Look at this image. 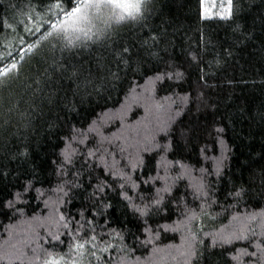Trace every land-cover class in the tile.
<instances>
[{
	"label": "trees",
	"instance_id": "obj_1",
	"mask_svg": "<svg viewBox=\"0 0 264 264\" xmlns=\"http://www.w3.org/2000/svg\"><path fill=\"white\" fill-rule=\"evenodd\" d=\"M33 2L35 3L36 0ZM26 3L27 0H4V6L0 7V17L7 15L16 27L15 31L11 29L0 31V55L5 56L0 63H9L13 58L19 62L18 49L26 48L28 43H35L44 31L41 29L40 33L28 35L24 31V26L19 24L20 21H24L28 27H33L32 22L20 11V7ZM234 3L236 14L232 20L226 21L221 20L218 15L206 16L201 7V0H153L152 13L145 22L148 28L163 36V42L157 51L165 60L173 57L185 62L187 67L190 64L188 56L190 52H201L207 49L203 52L204 65H202L208 85L203 87V103L196 99L204 81L199 80L202 73L195 64H192L185 72L186 79L180 83L179 87L174 84L170 87V82H166L163 87L158 85L155 92V101L164 103L166 107L171 105L169 111L174 117L173 128L177 133L190 127L198 129L192 135L190 143L182 142L184 146L174 148L172 152L167 153L169 162L181 161L193 166L191 174L178 183L179 193L186 190L191 191L187 186L196 185L199 182L202 168L208 171L214 169L213 158L222 155V146L218 143L219 138L214 131L218 127L224 128L222 139L228 151L225 153L227 159L223 161L222 175L217 178L213 173L206 177L205 182H210V195L214 188H219L223 192L233 185L243 184L248 187L250 179L253 176L257 177V186H253L249 194L238 204L232 201L226 202L223 195H220L219 199L225 204L227 211L213 206V209L209 211L210 215L216 217L214 220L203 218L193 222L194 227L203 225V232L200 235L206 245L210 244V239L204 233L230 229L234 224L231 220L232 215L238 212L259 211L264 208V190L258 186L259 173L264 168V0H234ZM10 5L18 7L13 8ZM23 11L27 12V8H23ZM40 11L43 15L44 10L40 9ZM202 13L208 18L202 19ZM118 31L120 35L114 36L113 40H122L128 28ZM21 36L25 41L23 45L20 43ZM5 39L9 47H5ZM55 43L54 40L42 42L34 56L29 54L24 61L19 63L20 79H12L7 87L0 89V124H3L6 119L3 113L7 112L10 106H16L11 116V123L0 127V200L7 198L9 193L23 192L24 186L29 182L33 185L29 192L24 193L21 200L17 202L16 206L24 211L22 217L19 214L13 217L11 213L5 215L0 212V245H4L5 240L9 239L8 231H6L9 225L14 226L11 241L17 235L24 241V234L33 236L38 233L39 237H45L47 231H55V226L45 220L52 212L51 208L45 207L46 200L53 201L60 196L62 200L70 201V203H61L58 206L61 211L73 214L82 205L88 203L89 194L93 190L88 186L90 183L88 169H85L81 177L85 187L65 188L67 196L50 191L59 183L52 161L58 159L59 152L63 148L61 137L69 133L72 125L78 129L86 128L89 123L96 120L100 132L106 138L104 148L107 150L108 162L110 164L113 162L114 155L117 165L123 168L135 156L136 150L126 144L131 138L124 139L121 135L138 127L136 124L139 123V119L146 126V121H150L153 125L151 128H153L158 117L167 118L162 117V113L153 112L149 114L151 116L149 120L144 119V109L137 102V99L139 101L138 96L147 87V76L164 66L161 61L154 59L143 67H138L135 60L128 65H121L119 69L113 65L112 70L118 72L119 79L105 84L99 94L92 92L90 96L85 97L83 103L78 101L76 111L56 108L50 113L45 93L37 92L33 95L25 90L23 84L29 77H36L38 71L43 70L42 59L51 61L52 45ZM164 48H167V52L163 51ZM8 52L12 55L7 56ZM54 55L57 58L61 57L59 46ZM63 56L74 63L80 60L84 68L89 67L90 57L87 50L78 56L69 53H64ZM172 91L177 93V96L172 97L175 103L161 100L164 96H171ZM185 92L191 94L186 103L178 98ZM178 111L179 115H177ZM57 113H59V119L56 118ZM118 114H121V119L113 120L112 118ZM51 124L55 126L50 127ZM160 142L164 143L163 140ZM25 148L29 154L27 156L18 155ZM121 148L125 151L121 152ZM201 149H206V152L202 153ZM143 159L145 166L142 171L137 169L133 178L139 176L142 179H148L150 175L156 174V162L160 159L158 151L153 150L143 154ZM249 164L252 165L251 169H249ZM126 170L131 172L130 168ZM178 171V166L170 168L168 175L175 177ZM96 175V172H92L93 177ZM160 175H165L163 169ZM91 182L94 184L95 180ZM37 189L44 195H40ZM128 195L131 196L134 193L129 191ZM109 200L112 207L107 210V217H98V221L104 224L107 218L112 223L103 229L97 227L96 231L98 233L108 232L110 228H116L118 231H123L126 239L122 244L118 238L111 239L106 236V240L111 239L113 248L103 253V256L116 259L123 257L126 264H136L137 259L140 263L147 261L150 258L152 245L148 246L147 251L138 248L134 253L131 252L134 243L132 234L137 233L139 221L126 206V202L120 198L118 192L109 193ZM188 202L191 206H195L191 195L188 196ZM197 211H199L198 208ZM33 216L40 218L39 221H33ZM180 219H182L181 216L174 214L171 220L160 221V223L172 224L173 221ZM29 222L39 223L36 227L34 225L30 227ZM39 227L41 229L36 230ZM250 227L259 233V221L251 222ZM60 231L65 230L61 228ZM185 235L182 229L168 232L161 230L157 246L160 248L177 247ZM61 238L66 242L69 240L67 235ZM39 243H43V240L41 239ZM125 245L127 246L125 251L115 250L117 246L124 247ZM35 246L36 244L31 243V247ZM245 246V242L237 241L232 246V251L234 253L236 248ZM62 247L66 250V244ZM210 251L213 253L212 264H230L227 254H223L219 247L210 249ZM97 254L100 255V253ZM171 262L172 259L169 258L166 264H171ZM173 263L177 264L176 261ZM92 264H97V262L93 259Z\"/></svg>",
	"mask_w": 264,
	"mask_h": 264
},
{
	"label": "snow or ice",
	"instance_id": "obj_2",
	"mask_svg": "<svg viewBox=\"0 0 264 264\" xmlns=\"http://www.w3.org/2000/svg\"><path fill=\"white\" fill-rule=\"evenodd\" d=\"M203 3L204 0H201V7H203ZM2 6H4V0H0V7ZM10 7L18 6L10 5ZM220 7L222 10L217 13L219 18L226 21L232 20L236 14L234 0H222ZM23 8H27V12H24ZM40 9L44 10L43 15ZM152 9L153 0H47V2L46 0H36L35 3L33 0H27V3L20 7L21 13L33 24V27H28L24 21H20L19 24L24 26V31L28 35L40 33L41 29L44 31L35 43H28L26 48L18 49L19 62L13 58L9 63H0V89L7 87L8 82L12 79H20L19 63L24 61L27 55L34 56L42 42L54 40L56 43L52 45L51 61L42 59L43 70L38 71L36 77H29L23 84L25 90L30 91L33 95L37 92L45 93L50 113L56 108L76 111L78 101L83 103L85 97L90 96L92 92L99 94L105 84L119 79L118 72L112 70L113 65L119 69L121 65H128L135 60L138 67H143L154 59L161 61L164 66L147 76L145 91L151 93L149 100L152 102L146 104V111L149 113L162 112L167 118H157L155 126L148 130L144 146H137L135 156L123 168L117 165L114 155L113 162L111 164L108 162L107 150L104 148L106 138L100 132L96 120L89 123L86 128L78 129L72 125L69 133L61 137L63 148L59 152L58 159L52 161L59 183L50 191L67 196L65 188L85 187L81 177L84 175L85 169H88L90 181L88 186L93 189L89 194L88 203L82 205L73 214L61 211L58 206L61 203H70V201L62 200L60 196H57V199L53 201L46 200L45 207L51 208L52 212L45 220L55 226V231H47L45 237H39V234L36 233L35 247H31V240L12 243L14 226L9 225L6 229L9 239L5 240L4 245H0V264H92L93 259L97 264H126L123 257L116 259L103 256V253H107L110 248H113L111 239L118 238L123 244L126 239L123 231H118L116 228H110L108 232L98 233L96 231L97 227L103 229L112 223L107 218L104 224H100L98 221V217H107V210L112 207L109 200L111 192H118L120 198L126 202V206L139 221L137 233L132 234L134 243L131 252L134 253L138 248L147 251L148 246L152 245L151 264H166L169 258L176 261L177 264H212L213 253L210 249L217 247L222 250L223 254H227L230 264H264V208L259 211L238 212L231 216L234 224L230 229L204 233L210 239V244L207 245L200 235L203 232V225L193 226V222L197 219L214 220L216 217L210 215L209 211L213 209V206L227 211L225 204L219 199L220 195H223L224 201L238 204L249 194L253 186H257V177L253 176L250 179L248 187L243 184L233 185L223 192L219 188H214L210 195V182H205L206 177L213 173L217 178L222 175V165L223 161L227 159L225 153L228 151L227 145L222 139L224 128L218 127L214 131L219 138L218 143L222 146V155L213 158L214 169L208 171L202 168L199 182L196 185L187 186L191 191L186 190L179 193L178 183L191 174L193 166L181 161L169 162L167 153L172 152L174 148L184 146L182 142L190 143L192 135L198 129L190 127L177 133L173 128L174 117L170 115L169 111L171 105L166 107L164 103L155 101V92L158 85L163 87L166 82H170V87L172 84L179 87L180 83L186 79L185 72L192 64H195L202 73L199 80L204 81L196 99L203 103V87L208 85L202 65H204L203 52L207 49L205 48L201 52H190L188 54L190 64L187 67L185 62L178 61L173 57L165 60L157 51L163 42V36L148 28L145 23L152 13ZM201 18L208 17L202 13ZM126 27L128 32L122 40L112 39L114 36L120 35L119 29ZM8 29L15 31L16 27L10 22L7 15L0 17V31ZM20 43L21 45L25 43L22 36ZM57 46L62 54L60 58L54 55ZM5 47H9L7 39H5ZM84 50L88 51L90 57L87 68L83 67V62L80 60L74 63L63 56L64 53L78 56ZM163 51L167 52V48H164ZM11 55V52L7 53V56ZM4 59L5 56L0 55V62ZM173 96H177L175 91H172L171 96H164L161 100L175 103V100L172 99ZM190 96V93L185 92L178 98L186 103ZM15 107L12 105L7 112L3 113L6 119L3 124H0V127L11 123ZM179 114L178 111L177 115ZM56 118H60L59 113L56 114ZM54 126V124L50 125V127ZM160 140H163L164 143H161ZM153 150L160 154V159L156 162V174L150 175L148 179H142L139 176L133 178L135 171L137 169L142 171L145 166L143 154ZM124 151L125 149L121 148V152ZM201 152H206V149H201ZM28 154L26 148L18 153L21 156ZM176 166L179 167L177 175L169 176L170 168ZM251 167L252 165L249 164V169ZM128 168L131 169V172L126 170ZM161 169L165 172L164 176L160 175ZM92 172H96L97 175L93 177ZM5 175L7 174L5 173ZM93 179L95 180L94 184L91 182ZM258 180V186L264 190V168L261 169ZM157 182H159V186H157ZM32 187L33 185L29 182L24 186L23 192L9 193L7 198L0 200V212L5 215L11 213L13 217L19 214L22 217L24 211L16 205L22 195L29 192ZM174 189H176V193H174ZM36 191L40 195H44L39 189ZM129 191L134 195H128ZM189 195L193 198L195 206L189 204ZM174 214H178L182 219L173 221L172 224L160 223V221L171 220ZM39 219L35 216L32 217L33 221H39ZM256 221H259V233L250 227V223ZM61 228L65 231L61 232ZM181 229L186 235L182 238L181 246L175 252H173L172 246H166V248L157 246L161 230L168 232ZM63 235L69 237L67 242L61 238ZM106 236L111 239L106 240ZM41 239L43 243L38 242ZM237 241L245 242L246 246L236 248L233 253L232 246ZM65 244L66 250L62 247ZM126 247V245L124 247L117 246L115 250L123 252ZM25 249H30L31 255ZM136 264H140L139 259Z\"/></svg>",
	"mask_w": 264,
	"mask_h": 264
},
{
	"label": "rangeland",
	"instance_id": "obj_3",
	"mask_svg": "<svg viewBox=\"0 0 264 264\" xmlns=\"http://www.w3.org/2000/svg\"><path fill=\"white\" fill-rule=\"evenodd\" d=\"M221 3H222V0H204V3H203L204 14L206 16L217 15V13H219L222 10L220 7ZM150 95H151L150 92L143 90L142 94L140 96H138L139 101L137 99V102H139L142 105V108L144 109V117H145L144 119H146V120L147 119L149 120L151 118V116L149 115L150 113L146 111V104H149L152 102L151 100H149ZM130 98H131V96H130ZM134 114H136V112ZM141 115H142L141 118L143 119V112L142 111H141ZM161 116L163 117V116H165V114L162 113ZM112 119L113 120L121 119V114L115 115V117H113ZM146 124H147V126L143 125V121L141 119H139V123L136 124L138 127H135L136 131H134L135 129H133L131 131H127L126 134L121 135V137L124 139L131 138V140L129 142L128 141L126 142L128 147H130L131 149L137 150V146H139V147L144 146V139H145L146 135L148 134V130L151 129V127L153 126L150 124V121H146ZM122 128L124 129V126ZM125 130H127V129H125ZM38 223L39 222H35V223L33 222V223H31V226L34 225L36 227ZM39 229H41V228L39 227L36 230H39ZM34 235L35 234H33V236H32V234H31L30 236H27L24 234V241L25 240H31L33 245L36 244L37 243L36 236H34ZM17 241H23V240L18 238V235H17V237L15 239L12 238L11 242L16 243ZM182 242H183V240L180 241V245H178L177 247H172L173 252H175V250L181 246ZM27 250L28 249H25V251H27ZM29 251H30V249H29ZM173 262H175V261L172 260L171 264H174ZM140 264H151V257L147 261L140 263Z\"/></svg>",
	"mask_w": 264,
	"mask_h": 264
}]
</instances>
